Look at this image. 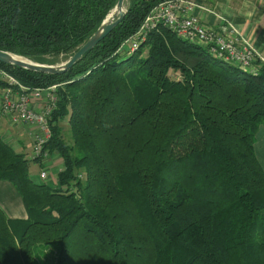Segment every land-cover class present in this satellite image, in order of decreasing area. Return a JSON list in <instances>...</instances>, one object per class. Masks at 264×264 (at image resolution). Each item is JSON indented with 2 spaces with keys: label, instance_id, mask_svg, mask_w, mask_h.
<instances>
[{
  "label": "trees",
  "instance_id": "1",
  "mask_svg": "<svg viewBox=\"0 0 264 264\" xmlns=\"http://www.w3.org/2000/svg\"><path fill=\"white\" fill-rule=\"evenodd\" d=\"M166 1L126 0L124 20L65 74L0 62V90L19 91L10 77L57 96L38 157L0 133V181L27 212L0 207V264H264V62L250 72L163 22L131 51ZM116 3L0 0V50L60 64ZM52 154L55 184L33 180Z\"/></svg>",
  "mask_w": 264,
  "mask_h": 264
},
{
  "label": "built area",
  "instance_id": "2",
  "mask_svg": "<svg viewBox=\"0 0 264 264\" xmlns=\"http://www.w3.org/2000/svg\"><path fill=\"white\" fill-rule=\"evenodd\" d=\"M199 5L193 0H168L159 4L149 16L139 32L140 38L130 41V50L138 48V40H144L147 32L163 22L181 38L209 48L210 53L227 61L239 64L250 72L257 73L256 64L264 58L259 56L248 40L232 25L221 28L206 25L197 14ZM10 86H18L19 91L13 87L3 89L0 96V106L3 113L13 123H23L36 129L32 133L34 148L33 157H38L43 145L51 138L50 118L57 108L56 86L47 89H35L28 92L16 80L6 77ZM32 101L39 102L35 108L30 106ZM47 178L46 172L41 173V179Z\"/></svg>",
  "mask_w": 264,
  "mask_h": 264
},
{
  "label": "crops",
  "instance_id": "3",
  "mask_svg": "<svg viewBox=\"0 0 264 264\" xmlns=\"http://www.w3.org/2000/svg\"><path fill=\"white\" fill-rule=\"evenodd\" d=\"M200 6L197 14L209 26L221 28L226 25L234 26L245 37L257 54L264 58V0H195ZM3 89L0 90V96ZM35 108L39 102L32 101ZM36 129L23 123H13L8 117L0 122V133L3 140L17 152L30 157L33 152L32 133ZM258 133L257 152L264 168V134ZM62 169L61 159L57 155H49L44 165L33 164L31 177L43 182L42 171L54 173ZM48 176V175H47ZM55 176L46 179L55 184ZM0 207L11 220H25L27 212L20 193L15 186L7 181H0Z\"/></svg>",
  "mask_w": 264,
  "mask_h": 264
},
{
  "label": "water",
  "instance_id": "4",
  "mask_svg": "<svg viewBox=\"0 0 264 264\" xmlns=\"http://www.w3.org/2000/svg\"><path fill=\"white\" fill-rule=\"evenodd\" d=\"M127 14L126 0H117V3L98 27V29L84 42L78 50L66 61L56 64H42L30 61L26 58L0 50V62L25 69L27 71L48 74L62 75L69 72L85 54L92 51L100 42L107 38L115 28L124 20Z\"/></svg>",
  "mask_w": 264,
  "mask_h": 264
},
{
  "label": "rangeland",
  "instance_id": "5",
  "mask_svg": "<svg viewBox=\"0 0 264 264\" xmlns=\"http://www.w3.org/2000/svg\"><path fill=\"white\" fill-rule=\"evenodd\" d=\"M193 1H195V0H193ZM166 2H167V1H166ZM163 3H165V2H163ZM161 4H162V3H161ZM158 7H159V5L153 9V11L149 14V16H151V15L153 14L154 10H155L156 8H158ZM126 8H127V7H126ZM149 16H147V18H148ZM147 18H146V19H147ZM63 62H64V61H63ZM30 106L34 107L31 103H30ZM260 134H264V131H261ZM47 175H48V180H49V178H50V175H51L52 177L55 176V174H54V173H51V172H50V173L47 172ZM51 182H52V178H51Z\"/></svg>",
  "mask_w": 264,
  "mask_h": 264
}]
</instances>
